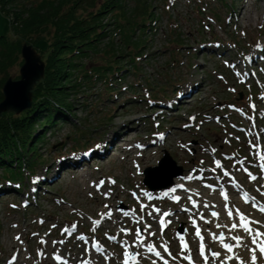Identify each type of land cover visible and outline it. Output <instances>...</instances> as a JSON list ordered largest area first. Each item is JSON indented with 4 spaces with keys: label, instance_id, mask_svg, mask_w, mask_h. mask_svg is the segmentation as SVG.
I'll return each instance as SVG.
<instances>
[{
    "label": "rangeland",
    "instance_id": "1",
    "mask_svg": "<svg viewBox=\"0 0 264 264\" xmlns=\"http://www.w3.org/2000/svg\"><path fill=\"white\" fill-rule=\"evenodd\" d=\"M140 1L152 7L155 21L144 35L137 71L109 17V37L82 63L101 62V50L113 39L115 50L126 51L122 80L112 90L102 82L76 86L68 98L73 109L67 122L47 129L40 139L25 187L0 181V264H68L53 255L69 264L81 258L87 264H123L125 258L127 264H134L132 259L136 264H187L214 252L222 255L220 261L207 264H251L252 250L257 261L264 256L258 252L264 236L255 235L264 233V0ZM135 4L122 0L127 16ZM9 34L8 18L0 11V35ZM134 36H140L137 30ZM20 68L13 69L11 79L20 78H15ZM165 151L182 175L176 177L171 165L167 172L173 184L150 190L143 171L156 166ZM167 172L150 178L152 184L165 182ZM166 190L168 196L173 191L181 196L179 204L163 198ZM151 196L149 209L145 204ZM159 204L173 213L165 223H158L160 214L151 209ZM128 211L143 221L128 217ZM193 217L203 220L204 225L195 222L199 237ZM146 224L151 229L145 231ZM137 229L138 237L155 233L147 237L150 253L124 244L137 238ZM209 241L214 244L190 256L189 249Z\"/></svg>",
    "mask_w": 264,
    "mask_h": 264
},
{
    "label": "trees",
    "instance_id": "2",
    "mask_svg": "<svg viewBox=\"0 0 264 264\" xmlns=\"http://www.w3.org/2000/svg\"><path fill=\"white\" fill-rule=\"evenodd\" d=\"M0 11L11 29V34L0 35V102L5 82L24 62V45L37 53L42 66L29 90V106L19 111L0 109V181L15 182L21 188L33 173V160L38 158V143L45 131L67 122L73 109L68 98L75 87L102 82L112 90L124 76L126 63L121 58L127 48L131 69L137 71L144 35L153 29L155 17L152 7L140 0L128 16L122 0H0ZM109 17L121 33L126 51L115 50L109 38L107 49L101 50V62L86 67L82 59L96 52L112 31L105 30ZM136 30L138 37L134 36Z\"/></svg>",
    "mask_w": 264,
    "mask_h": 264
},
{
    "label": "water",
    "instance_id": "3",
    "mask_svg": "<svg viewBox=\"0 0 264 264\" xmlns=\"http://www.w3.org/2000/svg\"><path fill=\"white\" fill-rule=\"evenodd\" d=\"M21 53L24 59V63L20 69L21 78L16 80L10 78L5 82L2 90L4 99L0 102V109L12 106L14 108H18L19 110H23L29 105L30 100L27 94L28 86L31 79L37 76L42 66L40 63L33 61L28 47H23ZM171 165L177 170L174 173L175 176L182 175L183 169L181 166L175 165V162L171 156L167 153V151H165L163 157L158 161V165L150 166L144 169L143 183L146 184L151 190L161 189L163 187L172 185V174L167 172V169L171 167ZM163 172L168 173L167 180L162 182V184L154 186L150 178H157Z\"/></svg>",
    "mask_w": 264,
    "mask_h": 264
},
{
    "label": "bare ground",
    "instance_id": "4",
    "mask_svg": "<svg viewBox=\"0 0 264 264\" xmlns=\"http://www.w3.org/2000/svg\"><path fill=\"white\" fill-rule=\"evenodd\" d=\"M127 150V149H126ZM73 167H75V166H73ZM72 171V170H71ZM72 172H75V169H74V171H72ZM171 192V191H170ZM174 194H175V191H173L172 192V194H171V196H168L167 195V190L166 191H164V196H163V198H166V197H168V198H172L173 199V201L175 202V203H178L179 204V202H180V200H181V196L179 197V200H177L176 198H177V196H174ZM105 196H106V198L107 199H110V197H111V195H108V194H105ZM114 196H117V194L116 195H114ZM138 198H141V197H138ZM162 198V199H163ZM148 199H150V200H148L147 201V203L145 204V207H147V208H149L150 209V206H149V203H151V200H154L155 198L153 197V196H151L150 198H148ZM151 209H152V211L154 210L155 212H156V214L158 213V214H160V219H158L157 220V222L158 223H165V219H166V217L167 216H169V215H171V214H173L172 212H171V210L170 209H164L162 206H161V204H159V207H157V208H152L151 207ZM156 209H159V211H156ZM128 213H129V215H128V217H134V219H136V220H138V221H143L141 218H138L132 211H128ZM164 213H170L169 215H164ZM114 213L113 212H111V215L110 216H112ZM183 215V217H186L187 216V214H185V213H183L182 214ZM174 216H176V214L174 213ZM192 220H194L195 222H200V224L201 225H204L201 221H203V220H201V219H197V217H193L192 218ZM18 224L16 223V225H14V226H17ZM100 225L101 224H99V225H97V228H99L100 227ZM146 225H148V224H146ZM14 226H12V227H14ZM193 227H194V225H192ZM11 227V228H12ZM27 227H29V225H26V228ZM195 227H198L199 228V225L198 224H196L195 223ZM13 229H15V230H18V228H13ZM151 229V228H150ZM200 229V228H199ZM201 230V229H200ZM156 231V230H155ZM203 232V231H202ZM151 233H153V232H151ZM201 236H202V233H201ZM17 237H19V236H17ZM17 237L16 238H14L13 239V242H14V245H13V248H12V250H13V253H14V256L11 258L12 260H16V255H17V251H16V248H18V243H19V239H17ZM147 237H152V235H150L149 233L147 234H145V235H143L142 237H137V238H135L134 240H131L130 242H128L127 240H125L124 242V244H128L129 245V247H135V248H137L138 250H141V249H143L144 251H142V254H143V252L144 253H150V248L149 247H147V244H149L150 243V241L147 239ZM205 239V238H204ZM210 244H214L213 242H211V241H209V243H208V245L206 244V242H204V243H202V245H203V247H200L199 249H198V247H197V244L195 245V247H194V249H193V247H192V249H189L188 250V253L190 254V256H192V257H197L199 254H200V251L201 250H205V246H209ZM54 246H55V244H54ZM151 247H152V245H151ZM180 249L181 250H183V251H185L187 248H185L184 246H181L180 247ZM54 250H56V252H59L57 249H55L54 248ZM73 250H75V248L73 249H69V251H73ZM146 250V251H145ZM156 252H158V250L156 251ZM73 253V252H72ZM72 253H69V252H67V257H69V259H71V260H74V258L72 257ZM201 253H203V251H201ZM88 254H89V252H88ZM79 255V256H78ZM101 256H103L104 254H100ZM76 257H81V255L79 254V252H77L76 253V255H75ZM92 256H94V255H92ZM96 258H97V255L95 256ZM205 257H207V262L208 261H220V259H221V257H222V255H219V257H215V256H211V255H207V254H202L199 258H197L195 261H194V263H193V261H190V262H187V264H199L201 261H204L205 262ZM53 258L54 259H56V260H60L61 259V261H62V263H63V261H64V263L66 262V263H68L69 264V260L67 259V258H65V257H62V256H55V255H53ZM259 258V260L258 261H256V264H259V262H260V259L263 261V263L262 264H264V256H259L258 257ZM173 259V258H172ZM83 258H81V260H79V261H77L76 259L74 260V263H77V264H87L85 261H83ZM88 261H89V259H88ZM235 264H244L243 263V261H240V262H238V263H235Z\"/></svg>",
    "mask_w": 264,
    "mask_h": 264
},
{
    "label": "snow or ice",
    "instance_id": "5",
    "mask_svg": "<svg viewBox=\"0 0 264 264\" xmlns=\"http://www.w3.org/2000/svg\"><path fill=\"white\" fill-rule=\"evenodd\" d=\"M254 147H255V145H254ZM217 163V167H219L220 165H219V161H217L216 162ZM225 175H228V173H225ZM251 179H253V180H255L256 179V177H251ZM177 200H179V197H177L176 198ZM189 199H191V198H189ZM193 206H195V201H193ZM205 206H207V205H205ZM107 207V206H106ZM156 211H159V209H156ZM260 211H262V212H264V208H261L260 209ZM150 215H151V213H149ZM170 213H164V215H169ZM108 215L110 216L111 215V213H108ZM218 214L217 213H215V212H213L212 213V216H217ZM230 217H231V215H232V213L231 212H229V214H228ZM240 215V218L241 219H244V216H243V214H239ZM202 219H203V217H201ZM250 223H252V222H250ZM255 223H259V222H255ZM193 225H194V227H195V221H193ZM53 227H55V225H53ZM217 227H220V225H217ZM225 227H227V226H225ZM236 227H238V224H232L231 225V228H233V229H235ZM151 228V225H147L146 227H145V231H147L148 229H150ZM123 231V230H122ZM140 229H137L136 230V236L138 237L139 236V234H140ZM245 231L246 232H248V233H252V229L250 228V227H246L245 228ZM150 235H155V233H149ZM195 234L199 237L200 236V229L198 228V227H196V231H195ZM215 235V234H214ZM255 235H257V236H264V233H259V232H257V233H255ZM17 239H19V237H17ZM235 239L236 240H240L241 238L240 237H235ZM252 243L253 244H256L257 243V241L255 240V239H253L252 240ZM184 247L185 248H187V244L185 243L184 244ZM201 247H203V245H201ZM225 248L228 250V251H231L232 250V248H231V246H229V245H225ZM150 251H152L153 249L152 248H150L149 249ZM164 250L165 251H167V246L165 245L164 246ZM258 252H259V254L260 255H264V245H260L259 246V249H258ZM252 256H251V264H256V261H257V252H256V250H252ZM157 256H160L161 255V253L160 252H156L155 253ZM170 255H171V253H169ZM219 253H217V252H214L213 253V256H215V257H219ZM165 264H167V262H165ZM205 264H207V257H205Z\"/></svg>",
    "mask_w": 264,
    "mask_h": 264
}]
</instances>
